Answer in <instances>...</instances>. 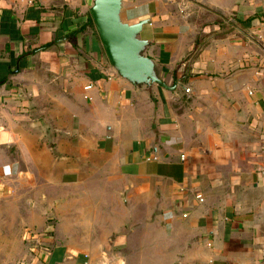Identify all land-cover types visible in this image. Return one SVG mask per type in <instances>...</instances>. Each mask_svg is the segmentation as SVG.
Wrapping results in <instances>:
<instances>
[{
    "label": "crops",
    "instance_id": "crops-1",
    "mask_svg": "<svg viewBox=\"0 0 264 264\" xmlns=\"http://www.w3.org/2000/svg\"><path fill=\"white\" fill-rule=\"evenodd\" d=\"M95 1L0 0V264H264V0Z\"/></svg>",
    "mask_w": 264,
    "mask_h": 264
},
{
    "label": "water",
    "instance_id": "water-1",
    "mask_svg": "<svg viewBox=\"0 0 264 264\" xmlns=\"http://www.w3.org/2000/svg\"><path fill=\"white\" fill-rule=\"evenodd\" d=\"M123 0H96L91 10L106 52L112 64L120 73L133 81L162 83L154 75L153 62L140 53L146 41L136 38L147 21L135 24L121 22L120 12Z\"/></svg>",
    "mask_w": 264,
    "mask_h": 264
},
{
    "label": "rangeland",
    "instance_id": "rangeland-1",
    "mask_svg": "<svg viewBox=\"0 0 264 264\" xmlns=\"http://www.w3.org/2000/svg\"><path fill=\"white\" fill-rule=\"evenodd\" d=\"M32 114H33L32 117L34 118L36 115L34 113H32ZM34 122H35V124H37L39 126H45V129L42 128L45 132H47L46 130H50L51 129V126H50L51 124L49 122H47V121H44L42 119H40V120H35L34 119ZM46 139L48 140L47 148L49 149V152H48V154L39 152V157L40 158H44V157L46 158L47 155H53V156H56L57 155L55 153V150H52V148H55V146H53V144H55V143L53 142L52 136L47 135L46 136ZM11 153H12V155H13V157L15 159L18 158V155H17L16 151H12ZM10 174H9V176H11ZM16 220H17V217L16 216H13V223H15ZM9 222L12 223V221H9ZM18 232H19V229L16 228L15 227V224H14V231H13V237H12V240L14 241V243L17 242L18 236H20V234H18ZM16 249H14V252H15ZM15 264H17V263H15Z\"/></svg>",
    "mask_w": 264,
    "mask_h": 264
},
{
    "label": "built area",
    "instance_id": "built-area-1",
    "mask_svg": "<svg viewBox=\"0 0 264 264\" xmlns=\"http://www.w3.org/2000/svg\"><path fill=\"white\" fill-rule=\"evenodd\" d=\"M186 91L189 92L190 89H186ZM183 159H184V157H183ZM198 200H199L200 202H204V198H203V196H202V195H199V196H198Z\"/></svg>",
    "mask_w": 264,
    "mask_h": 264
}]
</instances>
